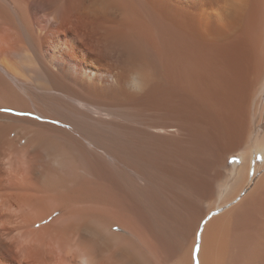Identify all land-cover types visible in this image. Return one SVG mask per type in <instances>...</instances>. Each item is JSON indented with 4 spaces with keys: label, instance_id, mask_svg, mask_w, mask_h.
I'll list each match as a JSON object with an SVG mask.
<instances>
[{
    "label": "bare ground",
    "instance_id": "obj_1",
    "mask_svg": "<svg viewBox=\"0 0 264 264\" xmlns=\"http://www.w3.org/2000/svg\"><path fill=\"white\" fill-rule=\"evenodd\" d=\"M257 152L264 0H0V264H264Z\"/></svg>",
    "mask_w": 264,
    "mask_h": 264
},
{
    "label": "rangeland",
    "instance_id": "obj_2",
    "mask_svg": "<svg viewBox=\"0 0 264 264\" xmlns=\"http://www.w3.org/2000/svg\"><path fill=\"white\" fill-rule=\"evenodd\" d=\"M261 157V158H263V156H264V154L262 153V152H257V154H256V157L254 158V161L255 160H257V157ZM259 157H258V159H259ZM248 188H246V190H247ZM246 190L244 191V192H246Z\"/></svg>",
    "mask_w": 264,
    "mask_h": 264
}]
</instances>
